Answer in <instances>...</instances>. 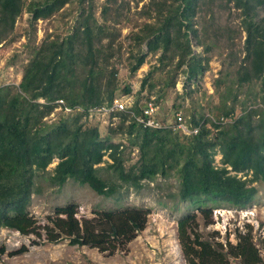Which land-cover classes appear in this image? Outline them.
Masks as SVG:
<instances>
[{
    "label": "trees",
    "instance_id": "1",
    "mask_svg": "<svg viewBox=\"0 0 264 264\" xmlns=\"http://www.w3.org/2000/svg\"><path fill=\"white\" fill-rule=\"evenodd\" d=\"M85 1H89L87 9L80 11L82 16L70 34L45 38L34 47L17 88L12 91L0 87V227L17 230L23 235H40L38 229L41 228L49 242L67 238L70 244L89 245L102 251L113 252L123 247L144 227L146 209L94 211L90 218L78 219L77 205L69 202L56 206L47 217V224L40 226L26 208L36 173L45 171L54 158L57 162L50 173L53 184L62 185L72 179L86 184L98 195H114L119 184L99 175L103 167L99 164L104 161L105 153L111 160V163L105 161L107 167L126 185L139 187L140 180L165 175L168 168H174L180 179V199L205 196L239 207L248 204L256 193L250 182H264V15H259L264 0L148 1L147 19L134 32L139 51L133 54L132 71L144 62L141 45L145 42L148 51L159 54V62L167 59L175 61L177 68L184 66L185 82L195 80L206 68L208 59L206 56L201 62L197 58L191 41L205 51L210 49L202 40L206 31L200 34L193 20L202 12L200 7L205 3L216 2V10L221 11L227 2H232V8L239 10L241 30L245 32L244 57L233 65L229 79L226 80L224 73L214 80L217 92L223 83L216 123L206 117H212L208 114L184 116L191 125L199 127L196 134L185 135L168 125L157 129L142 128L131 117L128 131L140 130L141 141L139 160L129 167L124 163L121 145L101 137L98 128L86 121L90 107L112 103L115 88L106 75L109 64L104 52L112 49V40L106 33L109 27L97 24L92 17L90 22L93 3L81 0V5ZM65 2L0 0V44L11 34L23 10L30 14L28 22L33 24L53 15ZM115 2L103 0L104 21L109 19L107 14L116 15V9L110 6ZM236 54L232 49L227 52L235 58L228 59L222 72L233 60L236 62ZM111 64L114 66L113 62ZM255 82L260 84L262 107L244 108L233 121L220 123L233 115L241 87ZM169 85L173 86L174 80ZM39 98L46 104L38 103ZM56 99H63L68 107H79L82 111L70 114L59 111L56 120L46 122L43 119L53 113ZM227 99L232 104L228 105ZM132 109L140 113V107L133 105ZM118 113H112L111 117ZM176 113L182 114L175 111L171 119L161 121L173 123ZM216 148L221 155L220 167L213 164L212 154ZM231 171L235 174H230ZM238 172H250L251 177L242 179L237 177ZM194 221L195 215L189 214L177 222V237L187 264H228L229 257L237 259L236 264H264L249 234L239 235L234 244L228 243L223 250L221 244L213 246L200 239L193 232Z\"/></svg>",
    "mask_w": 264,
    "mask_h": 264
},
{
    "label": "rangeland",
    "instance_id": "2",
    "mask_svg": "<svg viewBox=\"0 0 264 264\" xmlns=\"http://www.w3.org/2000/svg\"><path fill=\"white\" fill-rule=\"evenodd\" d=\"M24 1L27 3L30 0ZM65 1L53 15L47 19H39L33 24L28 22L30 14L26 10L16 18L13 31L0 44L1 88L7 87L12 91L17 88L22 71L30 62L32 50L45 38L63 37L73 31L82 16L80 11L87 9L89 1L82 5L81 0ZM148 1L116 0L110 5L112 10L116 9V15L107 14L109 19L104 21L101 12L103 0H92L90 22L92 17L97 24L108 26L106 33L112 40V49L106 50L104 54L109 64L106 65V75L115 88L113 99H128V107H139L146 99L152 97L158 104L157 118L160 121L171 119L173 112L181 111L183 116L188 113L195 116L211 115V118L206 117L216 123L215 120L220 115L219 95L223 83L217 92L214 80L224 73L226 80L229 79L228 74L233 65L238 64L244 57L245 32L241 30V13L232 8V2H227L221 11L216 10V2L205 3L200 7L202 12H198L193 18L194 25L200 34L202 30L206 31L202 40L210 49L205 51L194 40L191 45L201 62H204L206 56L208 61L204 71L198 74L195 80L185 82L182 71L184 66L177 68L175 61L170 62L167 59L159 62V54L148 51L145 42L141 45L145 54L144 62L134 71L131 70L135 60L133 54L138 50L134 32L147 19L145 14ZM259 15H264V7L259 10ZM119 45L120 49L117 50ZM230 49L237 53L236 62L233 60L226 71L222 72L228 59L235 58L227 55ZM172 80L174 85L170 86ZM259 85L258 82L244 84L238 92L233 115L220 123L233 121L244 108L260 109L262 106ZM186 91L187 95L184 94ZM229 100L228 105L232 104ZM36 101L46 104L41 98ZM55 108L52 114L44 117V121H54L60 116L59 110ZM120 113L117 114L118 117L102 115L86 121L87 124L98 128L101 137H108V141L121 145L119 148L123 149L124 163L129 167L139 160L141 131L133 128L129 132L127 124L131 117L127 112ZM107 154L105 153L104 161L99 164L103 166L100 167L99 175L119 184L114 195H98L86 184H79L72 179H67L62 185L53 184L50 173L57 162L54 158L45 171H38L34 177L33 191L26 206L29 214L37 225L43 226L47 224V217L52 215L56 206L69 202L77 205L78 219L90 218L94 211L139 208L148 211L144 227L123 247L113 252L102 251L89 245L70 244L67 238L49 242L41 228L38 229L40 235H23L17 230L0 227V264H187L177 237V222L189 214L195 215L196 225L192 224L193 232L213 246L221 244L223 250L227 249L228 243L234 244L239 235L249 234L264 263L263 181L250 182V185L256 188L255 196L248 204L240 207L205 196L183 200L178 196L180 179L174 168H168L165 175L158 174L153 178L142 179L139 181V187H133L120 182L114 170L107 167L105 161L111 163ZM212 158L215 166L222 165L217 148ZM230 174L235 172L231 171ZM236 174L242 179L251 177L250 172ZM236 263L237 259L228 258V264Z\"/></svg>",
    "mask_w": 264,
    "mask_h": 264
},
{
    "label": "built area",
    "instance_id": "3",
    "mask_svg": "<svg viewBox=\"0 0 264 264\" xmlns=\"http://www.w3.org/2000/svg\"><path fill=\"white\" fill-rule=\"evenodd\" d=\"M128 99L122 100L120 98H114L110 105H101L99 107H90L87 111L86 119H95L98 116L102 115H111L115 112L124 111L127 112L130 117H132L136 123L140 124L142 128H149V129H157L162 127H170L171 129L185 134V135H193L196 134L199 127L193 126L189 123L182 114L176 113L175 114V121L170 124H166L163 121H160L157 118V109L158 105L155 104L154 99L150 97L146 99L142 105H140V113L136 114L135 111L132 109L133 106L127 105ZM56 106L55 110L63 111L66 114H70L72 112H81L82 110L79 107L70 108L68 107L63 99H56L54 101ZM209 117V116H208ZM100 119V118H98ZM201 124V123H200ZM199 124V125H200Z\"/></svg>",
    "mask_w": 264,
    "mask_h": 264
}]
</instances>
